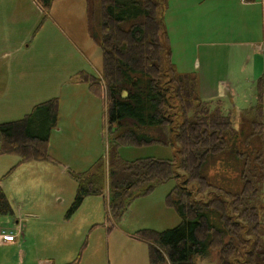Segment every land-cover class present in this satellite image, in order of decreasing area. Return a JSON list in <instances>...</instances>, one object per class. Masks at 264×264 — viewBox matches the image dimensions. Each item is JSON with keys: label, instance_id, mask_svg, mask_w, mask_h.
I'll return each instance as SVG.
<instances>
[{"label": "rangeland", "instance_id": "374dc122", "mask_svg": "<svg viewBox=\"0 0 264 264\" xmlns=\"http://www.w3.org/2000/svg\"><path fill=\"white\" fill-rule=\"evenodd\" d=\"M87 1L54 0L45 11L36 0H0V40L9 36L6 49L0 48V53L8 52L3 64L19 66L21 62L27 78L23 112L7 111L0 95V124L22 118L37 103L58 99V121L47 143L51 159L20 162L16 154H0V181L12 185L7 188L11 209L20 215L22 227L38 231L37 246L25 264H39L38 260L47 257L55 258L54 264L76 258L80 264H149L148 246L135 233L141 229L163 231L180 221L167 201L177 184L174 179L134 199L119 221L106 218V174L113 135L103 85L94 90L83 81L87 75L100 77L102 67L101 49L92 38L99 23L97 2L91 0L95 16L89 23ZM253 10L250 13L238 0H168L162 17L171 63L179 73L195 75L197 95L210 102L211 108L216 104L231 115L234 129L243 134L249 128L247 122L242 123V113L258 102L252 62L254 46L264 35V18ZM261 104L264 122V95ZM151 132L154 135V129ZM261 141L264 144V138ZM261 141L253 143L254 157L264 156ZM118 153L122 161L177 159L175 146L156 143L120 147ZM99 161L105 172L103 194L85 197L67 216L77 191L75 177L87 174ZM238 167L232 160L212 159L203 170L213 183L226 178L234 184ZM2 218L13 223V215L0 216V224L6 222ZM15 259L9 264H15ZM198 264H219V255L211 251Z\"/></svg>", "mask_w": 264, "mask_h": 264}, {"label": "trees", "instance_id": "16d2710c", "mask_svg": "<svg viewBox=\"0 0 264 264\" xmlns=\"http://www.w3.org/2000/svg\"><path fill=\"white\" fill-rule=\"evenodd\" d=\"M36 1L49 11L54 0ZM96 2L99 23L92 38L101 49L102 67L100 77L87 75L83 81L91 89L101 84L106 89L107 123L113 135L106 218L119 221L134 199L174 179L177 184L167 201L179 223L163 231L135 233L148 246L149 264H198L211 251L219 255V264H264V156L254 157L252 151L253 143L264 138V70L255 81L257 104L242 113V123L249 128L243 134L234 129L231 115L197 95L195 75L181 74L171 63L162 20L168 0ZM91 5L88 0L89 23L95 16ZM123 91L127 97H122ZM176 107L177 114L172 112ZM57 108L58 99L53 98L34 105L22 119L1 123L0 154H16L20 162L51 159L47 143L58 121ZM153 143L175 146L177 159H119L120 147ZM259 147L263 150L262 141ZM212 159L239 165L237 182H211L203 168ZM101 164L75 177L77 191L67 216L85 197L103 194ZM191 183L197 186L189 187ZM10 213L0 185V216ZM64 264L80 263L76 258Z\"/></svg>", "mask_w": 264, "mask_h": 264}, {"label": "crops", "instance_id": "0c3cea01", "mask_svg": "<svg viewBox=\"0 0 264 264\" xmlns=\"http://www.w3.org/2000/svg\"><path fill=\"white\" fill-rule=\"evenodd\" d=\"M238 1L239 4L242 7L247 8L250 13H254L253 8L257 9L259 11V14L262 15V18H264V0H254L253 2H244L242 0H238ZM16 35L20 37L18 34ZM8 39L9 36L6 35L1 38L0 48L6 49L5 45ZM263 47H264V35L262 36V42L255 44L254 46V55H253L254 58L252 62L253 72H254V78L252 80L253 82L256 81V79L264 70V51L262 50ZM7 55H8L7 51L0 53V91H1L0 95L2 94L3 96L2 104L3 107L7 111H10L11 113L23 112L26 107V99L22 98V92L23 90H25L27 84L26 66H21V62L19 66H7L5 63L4 64L6 66H4L3 60L6 58ZM247 57L250 60L249 55H247ZM222 84L225 85L227 88H229L228 83L222 82ZM229 91L231 90L229 89ZM27 114L28 113L25 112L24 116H26ZM0 185L7 196V188L9 190L12 185L10 183L4 184L2 180L0 181ZM10 215H13L14 217L13 223L6 221L5 219L2 218L6 222L0 224V227H8L11 230H13L15 234V238L8 241L7 243H4L3 245H0V264H9V261L12 257L16 258L15 264H25L30 256V252H32L33 246L34 247L37 246L36 244L38 242V231L31 232L30 231L31 228L28 227L25 228V225H23V227H20L17 224L18 217L20 215L19 216L14 215L13 209ZM47 234L48 233H46V235ZM44 250L47 251L45 246H44ZM41 260H38L39 264H54L56 259L47 257L46 259H43L42 261Z\"/></svg>", "mask_w": 264, "mask_h": 264}, {"label": "built area", "instance_id": "2783aa9c", "mask_svg": "<svg viewBox=\"0 0 264 264\" xmlns=\"http://www.w3.org/2000/svg\"><path fill=\"white\" fill-rule=\"evenodd\" d=\"M21 227L22 225L19 224ZM19 227V228H20ZM15 238L14 231L9 228H0V245Z\"/></svg>", "mask_w": 264, "mask_h": 264}, {"label": "water", "instance_id": "95a60500", "mask_svg": "<svg viewBox=\"0 0 264 264\" xmlns=\"http://www.w3.org/2000/svg\"><path fill=\"white\" fill-rule=\"evenodd\" d=\"M127 95V92L126 91H123L122 92V97H125Z\"/></svg>", "mask_w": 264, "mask_h": 264}, {"label": "bare ground", "instance_id": "6f19581e", "mask_svg": "<svg viewBox=\"0 0 264 264\" xmlns=\"http://www.w3.org/2000/svg\"><path fill=\"white\" fill-rule=\"evenodd\" d=\"M242 1L247 2V1H245V0H242Z\"/></svg>", "mask_w": 264, "mask_h": 264}]
</instances>
